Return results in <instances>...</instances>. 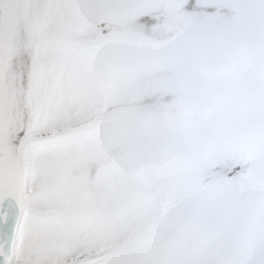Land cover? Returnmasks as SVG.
<instances>
[{
	"label": "snow or ice",
	"instance_id": "1",
	"mask_svg": "<svg viewBox=\"0 0 264 264\" xmlns=\"http://www.w3.org/2000/svg\"><path fill=\"white\" fill-rule=\"evenodd\" d=\"M0 264H264V0H0Z\"/></svg>",
	"mask_w": 264,
	"mask_h": 264
}]
</instances>
